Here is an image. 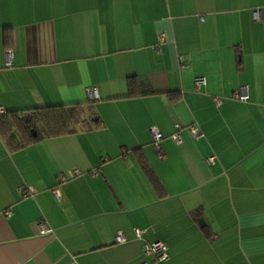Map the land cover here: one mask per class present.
<instances>
[{"label": "crops", "instance_id": "1", "mask_svg": "<svg viewBox=\"0 0 264 264\" xmlns=\"http://www.w3.org/2000/svg\"><path fill=\"white\" fill-rule=\"evenodd\" d=\"M263 97L264 0H0V104L84 110L71 132L0 134V264H135L154 240L161 264H264ZM175 122L201 133L175 143Z\"/></svg>", "mask_w": 264, "mask_h": 264}, {"label": "trees", "instance_id": "2", "mask_svg": "<svg viewBox=\"0 0 264 264\" xmlns=\"http://www.w3.org/2000/svg\"><path fill=\"white\" fill-rule=\"evenodd\" d=\"M9 37L10 34L6 32L4 34L5 42L9 41ZM131 80L128 79V84ZM131 93L132 90H129L128 95ZM83 113V108L78 104L37 105L24 111L5 109L0 113V134L9 145L18 146L16 134H19L21 141L26 143L37 138L76 130L83 119ZM91 123L96 125L97 121L94 120ZM142 164L145 163L142 161Z\"/></svg>", "mask_w": 264, "mask_h": 264}, {"label": "built area", "instance_id": "3", "mask_svg": "<svg viewBox=\"0 0 264 264\" xmlns=\"http://www.w3.org/2000/svg\"><path fill=\"white\" fill-rule=\"evenodd\" d=\"M252 17L257 19L258 12L257 10L252 11ZM164 34L162 32H159L157 34V40L154 45L155 50H160V42L163 39ZM178 61L181 60V55H177ZM205 84V78L202 75L194 76L192 79V85L193 89L198 91L201 89V87ZM85 95L88 100H93L96 98V92L95 89L91 86L85 87ZM233 96L239 100H245L247 95L244 93H241L239 91H234ZM214 102L217 104L219 102V98L217 96L213 97ZM264 101V97H263ZM4 107L0 104V113L4 111ZM20 114V112H18ZM183 128L187 134L190 137H196L201 133V130L199 126L196 123H190L187 125H182L180 122L174 123V131L170 134V139L175 142L179 143L181 142V136L179 134V130ZM150 134H151V140L154 148L159 151V145H158V139L160 138V133L157 130L155 126H152L150 128ZM212 156L207 157V161H211ZM91 173L95 174L97 172V169H91ZM79 174L78 168H73L66 173L62 172L58 175L59 181H65L67 178ZM34 191V188L30 185L25 186L23 188L22 194L23 195H31ZM54 195L57 196L56 189L53 190ZM6 213H9V211H6ZM36 230L38 233L44 234V233H50L52 231V228L47 224V222L44 219H39L36 223ZM134 235L138 238H141V230L134 228ZM117 241L122 240V236L118 234L116 236ZM142 254L143 256H150L149 259L142 258L140 261L136 262L135 264H161L166 258H167V250L166 245L164 242L160 240H154L152 242H144L142 246Z\"/></svg>", "mask_w": 264, "mask_h": 264}, {"label": "water", "instance_id": "4", "mask_svg": "<svg viewBox=\"0 0 264 264\" xmlns=\"http://www.w3.org/2000/svg\"><path fill=\"white\" fill-rule=\"evenodd\" d=\"M32 132H33V130H32ZM33 134H34V132H33Z\"/></svg>", "mask_w": 264, "mask_h": 264}]
</instances>
